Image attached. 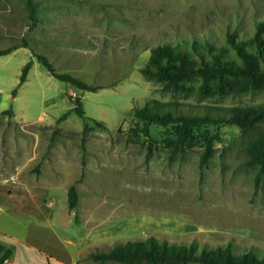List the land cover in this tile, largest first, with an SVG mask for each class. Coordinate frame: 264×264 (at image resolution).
Masks as SVG:
<instances>
[{"label":"rangeland","instance_id":"1","mask_svg":"<svg viewBox=\"0 0 264 264\" xmlns=\"http://www.w3.org/2000/svg\"><path fill=\"white\" fill-rule=\"evenodd\" d=\"M30 1L32 18L26 0H0V49L27 44L0 54V229L36 248L28 258L18 242L15 264H46L43 254L66 252L74 264H122L86 255L148 236L198 248L231 243L236 253L251 248L264 256V171L245 163V147L264 120L246 131L204 125L174 149L170 125L151 123L145 132L133 113L154 101L261 103V88L204 96L195 90L199 80L190 91L176 90L140 68L158 43L227 46V33L252 35L264 23V0ZM34 54L96 90L56 79ZM75 98L85 117L74 110ZM79 178L70 209L67 189Z\"/></svg>","mask_w":264,"mask_h":264},{"label":"trees","instance_id":"2","mask_svg":"<svg viewBox=\"0 0 264 264\" xmlns=\"http://www.w3.org/2000/svg\"><path fill=\"white\" fill-rule=\"evenodd\" d=\"M29 5L30 16L33 17V3ZM225 45H215L208 40L175 43L163 42L151 47L146 63L140 68L146 78L164 81L173 89L190 91L196 80L199 83L195 90L204 96L235 94L247 89H264V23L259 22L252 35L236 38L234 33H227ZM26 43L13 44L0 49V54H7ZM37 61L56 79L67 81L84 90H96L68 73H57L45 55L34 54ZM31 67L27 61L21 68L17 86L25 80ZM16 88L12 89L15 95ZM74 110L84 116L81 101L75 98ZM2 112H11L10 108ZM67 111L62 115L65 117ZM133 113L143 122L142 129L147 132L151 123L171 126L174 137L171 143L174 149L189 143L193 132L204 125L219 126L233 123L242 131L249 130L264 120V100L252 105H232L228 107H211L202 104H188L181 101H154L135 108ZM101 124L100 122H97ZM86 127V123L84 124ZM217 132L210 133L205 140L200 160L205 162L212 154V142ZM247 159L245 163L264 171V131L248 142L245 147ZM81 178V177H80ZM67 189V206L72 209L78 203L76 183ZM28 244L29 243L26 239ZM13 244L0 241V264L12 256ZM89 259L103 263L117 261L122 264H264V256L258 255L253 249L247 248L240 253L232 249L231 243L215 247H200L190 243L159 241L154 236L145 239L126 240L115 243L106 251L92 252L86 255ZM58 259V258H57ZM59 260L68 263L70 255L66 252Z\"/></svg>","mask_w":264,"mask_h":264},{"label":"crops","instance_id":"3","mask_svg":"<svg viewBox=\"0 0 264 264\" xmlns=\"http://www.w3.org/2000/svg\"><path fill=\"white\" fill-rule=\"evenodd\" d=\"M1 205H0V214H1ZM4 236H6V238H4ZM24 239V238H22ZM0 241H3L4 243L7 244H13L14 245V251L12 256L6 261V264H15L16 262V256L18 253V248H19V244L18 242L21 244V246H25V255L28 258H32L33 256V250H36V248L31 245L28 244L26 242H24V240H17V238H15V236L13 234H11L9 232V230H4V229H0ZM17 242V243H16ZM70 254V253H69ZM44 258H46V261L49 263L50 261L56 262L57 264H74L75 260L72 255H70V261L68 263H66L65 261L59 260L55 257H48L47 254H43ZM47 256V257H46ZM46 263V264H48Z\"/></svg>","mask_w":264,"mask_h":264}]
</instances>
